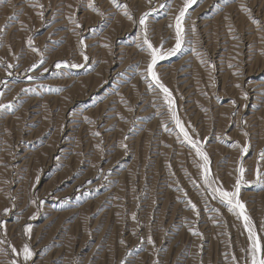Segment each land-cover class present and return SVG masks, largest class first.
<instances>
[{
    "label": "rangeland",
    "instance_id": "rangeland-1",
    "mask_svg": "<svg viewBox=\"0 0 264 264\" xmlns=\"http://www.w3.org/2000/svg\"><path fill=\"white\" fill-rule=\"evenodd\" d=\"M94 2L104 16L89 0H0V105H12L0 109V264L24 243L27 264H250L242 219L206 190L163 93L141 75L140 16L151 13L148 35L166 51L184 0H118L136 23ZM184 28L156 71L225 188L242 161L239 198L264 237V0H198ZM64 61L84 67H55Z\"/></svg>",
    "mask_w": 264,
    "mask_h": 264
},
{
    "label": "snow or ice",
    "instance_id": "snow-or-ice-1",
    "mask_svg": "<svg viewBox=\"0 0 264 264\" xmlns=\"http://www.w3.org/2000/svg\"><path fill=\"white\" fill-rule=\"evenodd\" d=\"M5 3H10V0H4ZM114 6L117 8H122L123 15L128 19L132 20L134 23L136 21L133 18V15L128 10L127 5H120L118 3V0H111ZM198 0H184L183 6L179 9L178 14L174 18V24H169L168 27L174 28V38H175V45L174 47L167 49L166 51L163 49V45L165 43L164 40L161 41L159 46H155L150 39L148 35V25L147 20L150 16V12L143 13L139 20L138 24L141 27L142 30V42L137 45L139 49L146 52L149 61L145 66L144 71L141 73L142 78L148 83L149 88H155L159 89L163 93V99L165 102V105L167 106L168 112L170 114V118L173 121L176 129H178V139L182 137L180 140L181 143L187 144L190 147V150L194 152L195 157L198 158L196 161V167L199 169L200 177L202 178L203 185L206 186V190L210 192V195L213 199H216L219 201L221 205H224L227 207L228 211L232 212L234 215L237 216V218L242 219L243 221V227L246 229L248 233L247 239L250 241V247L246 248L245 251L248 252L250 255L247 258L250 260V264H264V245H262V240H264V237H261L257 234V231L255 229V226L253 224V221L251 218L247 215L246 212V206L245 204L240 200V191H241V184L244 181V173L245 169L242 166V161L240 166L237 168V171L239 173V176L236 178L234 185H232L231 190L224 187V185L219 182V178L214 176L211 167H210V157L209 154L204 150V144L201 139L195 138V129L192 130V134H190L189 129L191 128V125L189 124L187 127L185 126V123L181 120L179 117L177 111L175 102L172 97V92L169 90L168 87L162 82L160 79V76L158 72L156 71V68L159 64V62L163 59H165L166 56H172L176 53L181 51L182 45L184 43V35H185V28H184V22L187 17V13L189 9L192 8L193 5L197 4ZM40 8H43L44 6L42 4L37 5ZM94 12H97L101 16H104V13L100 12L99 9L95 6L94 0H89L88 5ZM69 8H71V5H68ZM161 8L169 7L167 4H161ZM154 11V9H153ZM41 17H43V12L41 11L39 13ZM17 17L15 15L9 17V20H14ZM71 18V17H70ZM76 23V21H73ZM77 27H81L80 24L76 23ZM92 31H95V29H92ZM192 31L195 32V27H192ZM34 43L33 37H28L27 44L31 47ZM80 45L84 48L87 47L84 40L79 41ZM107 47V45H105ZM33 52L39 51L36 48H32ZM83 56V60L85 62H88L89 57L87 55ZM201 63H204L203 60H201ZM44 64L43 58L39 61L37 64H33L32 68H39ZM8 67H12V65H8ZM55 67L57 69L63 70L65 67L70 68H82L84 67V64L82 63H76V64H68L67 61L64 62H58L55 64ZM138 67V66H137ZM229 67H232V65H229ZM44 71L47 72L48 69L44 68ZM239 87V85H237ZM32 89H24L23 91H31ZM57 91H60L57 89ZM245 98H247L245 96ZM233 103H235L233 101ZM12 105H0V109H6L8 107H11ZM94 135H99V133H94ZM245 136H247V133H244ZM231 147H240L239 142H235L234 144L230 145ZM241 152L246 154L248 152V145L241 147ZM260 159L264 160V150L260 152ZM37 182L39 181V176H37ZM256 183L264 184V175L261 174L260 169H257L256 171ZM195 184V181H193ZM185 195H187L185 193ZM32 203H36L35 200L31 201ZM188 205L190 206L191 210L193 212H197V205L192 202L190 199L187 201ZM12 209L5 208L3 210L4 215H8ZM213 211H218L217 209H213ZM198 214V212H197ZM35 217H30V219H34ZM0 229H4L6 231V226L3 223H0ZM23 232L25 234H30L31 232V225H26L23 229ZM194 235H200L198 232H193ZM148 243H153L151 237L148 238ZM12 253L18 257L17 260H12L10 264H27L28 261H31L34 256V252L29 246L28 243L22 244V246L17 249L15 246L11 249ZM235 259V257H233Z\"/></svg>",
    "mask_w": 264,
    "mask_h": 264
}]
</instances>
